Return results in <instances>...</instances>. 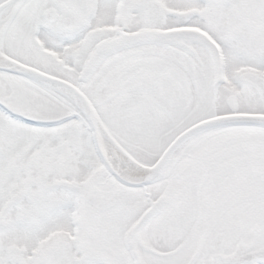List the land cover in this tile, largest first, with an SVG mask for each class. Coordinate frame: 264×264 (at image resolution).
<instances>
[{"label":"snow or ice","instance_id":"6c2138e0","mask_svg":"<svg viewBox=\"0 0 264 264\" xmlns=\"http://www.w3.org/2000/svg\"><path fill=\"white\" fill-rule=\"evenodd\" d=\"M0 264H264V0H0Z\"/></svg>","mask_w":264,"mask_h":264}]
</instances>
